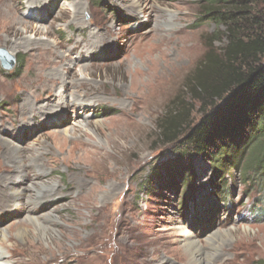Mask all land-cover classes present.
Wrapping results in <instances>:
<instances>
[{"label": "rangeland", "instance_id": "rangeland-1", "mask_svg": "<svg viewBox=\"0 0 264 264\" xmlns=\"http://www.w3.org/2000/svg\"><path fill=\"white\" fill-rule=\"evenodd\" d=\"M134 1L141 13L128 9ZM208 1L37 0L35 13L32 0H0V49L14 58L11 69L0 63V228L6 233L0 235V262L200 264L182 247V226L201 250L218 255L208 264H264V169L245 171L244 161L214 177L198 156L186 186L178 166H162L178 148L158 137L159 122L180 99L189 119L201 118L200 104L189 101L188 79L210 47L226 43L224 28L202 17ZM75 3L87 25L73 20L67 7ZM7 12L21 22L5 23ZM50 45L68 55V88L59 89L68 107L56 122L21 107L25 84L34 78L33 57ZM90 46L93 53L78 59ZM47 67L43 74L54 68ZM81 79L90 90L74 94L73 82ZM86 91L89 109H72L73 96L82 99ZM5 140L19 148L24 183L5 159ZM155 168L159 175L153 176ZM42 183L56 190L35 198L31 216L40 224L27 217L25 201L16 208L2 195L13 184L48 190Z\"/></svg>", "mask_w": 264, "mask_h": 264}, {"label": "trees", "instance_id": "trees-1", "mask_svg": "<svg viewBox=\"0 0 264 264\" xmlns=\"http://www.w3.org/2000/svg\"><path fill=\"white\" fill-rule=\"evenodd\" d=\"M201 12L224 28L226 39L207 50L188 79L189 101L200 104L201 118L189 119V106L180 99L159 122L158 137L178 148L162 166H178L186 186L198 156L214 177L244 161L245 171L264 169V0H210ZM154 173L159 175L158 168Z\"/></svg>", "mask_w": 264, "mask_h": 264}, {"label": "bare ground", "instance_id": "bare-ground-1", "mask_svg": "<svg viewBox=\"0 0 264 264\" xmlns=\"http://www.w3.org/2000/svg\"><path fill=\"white\" fill-rule=\"evenodd\" d=\"M35 1H37V0H32V2H30L29 8L32 7L33 11L35 13H38L39 9L35 5L34 6L31 5V4H34ZM48 1L51 2V0H48ZM7 7H8V9L10 8L8 5H7ZM59 9H60V13H62V14L67 13L66 12V8H61L60 7ZM67 9L72 12L73 20H75L77 23H79L80 25H87L88 24L87 22L84 21L83 17H81L79 15L80 9L78 8V5H76V3L73 4L72 8L71 7L70 8L67 7ZM128 9H130V10H134V9L138 10V13L142 12V9L139 6L137 1H134L131 4V6H129ZM2 16H4V18H5L4 19L5 23H14L15 21H17L19 19V18L17 19L15 14L11 13V12H7L5 15H2ZM20 20L21 19H19L18 21L21 22ZM58 44L56 43V45H58ZM91 47L92 46H90V48H86V51H80V53H78V56H77L78 59L84 58L83 55H87V54L90 55L91 53H93V48H91ZM57 53L58 52H57L56 48H54L52 45H50L49 47L41 48L39 50L38 54L33 57V58H35L34 59V61H35L34 78L31 81H29L28 83L25 84L26 95L24 96V100H22L24 102L21 103L22 109H28L33 114H34L35 110H37L39 112H37V113L35 112V113L38 116H40V117H44V119H47L49 122H50V120H52L53 122H56V120L58 118L59 119H63L64 114H65L64 110L66 109V107H68V105L65 103V101L67 99L65 101H63V99H62L64 97V93L59 90L60 88H62L64 90H66L68 88V82L66 81L67 78H65V76H64V74H65V72H64V70H65L64 61L66 60V58H68V55H64L63 56L61 54L58 55ZM71 60H73V59H71ZM76 63H77V61H76ZM47 66H53L54 68H51L52 70H50L48 72L46 71V73L43 74L44 69ZM32 68H33V66H32ZM85 79H81V80H79L78 82H75V83L73 82L72 86L75 89L74 94L75 93L77 94V92L80 91V90H85V89H88L87 91L90 90L89 89L90 88V86H89L90 84L86 83ZM137 79H138L137 78V74H135L134 78H133V81H132L134 85L137 84V81H138ZM87 91L82 96V99H78V98H75L73 96V99L75 101L71 105L72 109H75L76 105H82L81 110L83 112H86L89 109V107L87 105L83 104L85 102L84 98L85 97L87 98V96H89L88 95L89 93ZM70 93L72 94V92H70ZM30 94H34L35 95L34 99H31L32 96L30 97ZM41 97L42 98H46L45 102L40 103L38 105L37 104V100L39 98H41ZM94 107H95L94 104L90 105V109H94ZM123 109H124V107H123ZM61 112L64 113V114L60 115ZM31 118H33V117H31ZM66 119H64V120L66 121ZM63 140L65 141V139H63ZM3 146H4V149H5V152L7 153L5 159L8 160L7 162L10 161V162H13L15 164L14 165V170L17 172L16 178H18V180H16V181L24 183L25 180H26V174H24L23 170L26 168V165H24V164L22 165L23 160H22L21 153L19 152L18 146L16 144H13V143L8 142L6 140L4 141ZM25 158H26V156H25ZM4 167L6 169H10V167L8 165H6ZM37 171L41 172L40 170H37ZM16 178H14V179H16ZM14 179L11 178V177L3 176V175L1 176V180H4V181H9L10 180V182L14 183L15 182ZM41 186L42 187H48V190H41L38 186H36L34 184H30L28 186H23V187H20V185H19V187L18 186L16 187L13 184V185H9L6 188L7 191L5 190L6 193L4 192V193H2V195L5 196L6 199L9 198L11 203H12V205L14 207L22 204V201H25L24 206L25 205L27 206V214H26L27 217H29L30 219L36 221L38 224H40V222H41L40 218L31 216L32 215V210H33L32 208L35 207L37 205V201H39L38 199L35 200V198L39 197V196H43V197H45L44 199H47L45 195H48V194H51V193L54 194L55 190H56V188H55L56 185H51L50 186L49 184H46V183L43 184L42 183ZM51 197L52 196H50L49 198H51ZM49 215L50 214L48 213V214H45L44 216L46 218H49ZM178 229L180 230L181 234L184 236L183 241H182V245H183L182 247H184L186 249L187 255L190 258L195 260V258L198 257V261H199L200 264H208V262L210 260H212V258H214V259L218 258L217 257L218 255L216 257H212V253H210L208 251L205 252V251L201 250V248L198 247V241L192 235V233L186 232L182 226H179ZM0 235L3 238L6 237L5 236L6 233L4 232V230L2 228H0ZM209 237L210 238H208V242H210L211 246L212 245L214 246V245H216V242H218L219 233L217 231L213 232L212 234L209 235ZM4 263H6V262L5 261L0 262V264H4Z\"/></svg>", "mask_w": 264, "mask_h": 264}, {"label": "water", "instance_id": "water-1", "mask_svg": "<svg viewBox=\"0 0 264 264\" xmlns=\"http://www.w3.org/2000/svg\"><path fill=\"white\" fill-rule=\"evenodd\" d=\"M0 63L4 69H11L14 65V58L8 55L4 49H0Z\"/></svg>", "mask_w": 264, "mask_h": 264}]
</instances>
